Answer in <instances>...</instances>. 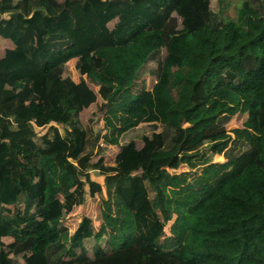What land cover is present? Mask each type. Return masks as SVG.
Listing matches in <instances>:
<instances>
[{"label":"trees","instance_id":"trees-1","mask_svg":"<svg viewBox=\"0 0 264 264\" xmlns=\"http://www.w3.org/2000/svg\"><path fill=\"white\" fill-rule=\"evenodd\" d=\"M221 3L0 0V264H264V0Z\"/></svg>","mask_w":264,"mask_h":264},{"label":"rangeland","instance_id":"rangeland-1","mask_svg":"<svg viewBox=\"0 0 264 264\" xmlns=\"http://www.w3.org/2000/svg\"><path fill=\"white\" fill-rule=\"evenodd\" d=\"M244 5H245V0H222L221 13H220L222 20L225 23H228V22L239 23V13L242 10V8L244 7ZM149 87H150V82H149ZM48 96L50 98V94ZM81 111L82 112H81L80 116H82V115L84 117L92 116V117H94V119L96 121H99L100 126L102 125L101 118L99 116H97V113H96V110L94 107L92 109H90V111H86V106L83 105V108ZM56 127H58L60 132L62 133L61 127H59L58 125H56ZM36 130H37L39 135L46 134L47 136L51 137V132H52L51 127H46L43 129H36ZM114 153H115V151L113 149H110L108 151V153L106 155L107 163H111L113 161ZM158 158H160V156H158ZM186 179H185V181H183L184 179L183 180L179 179L180 180L179 182L182 184H181V186L178 187V189H174V191H176V193H177L174 200H182L183 197H185L186 193H185V190H183V188L186 187L187 182L190 181V179H187V180ZM179 190H181V193L178 192ZM167 192H168V195L172 196V194H173L172 189L167 190ZM174 208H175L174 210L178 214L179 211L177 210V207H174ZM94 222H96V221L94 220ZM93 227H94V230L98 229L97 228L98 225L96 223L93 224ZM166 232L167 233L165 234V236L167 238H170L171 236L169 235L168 230ZM165 240H168V239H165ZM134 258H135L134 253H122V254H114L111 257H109L105 260H102V261L103 262L118 261V262L126 263V262L134 260Z\"/></svg>","mask_w":264,"mask_h":264}]
</instances>
